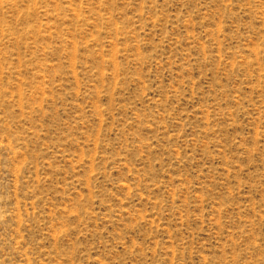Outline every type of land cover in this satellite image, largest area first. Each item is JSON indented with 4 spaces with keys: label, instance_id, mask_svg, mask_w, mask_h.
Segmentation results:
<instances>
[{
    "label": "rangeland",
    "instance_id": "rangeland-1",
    "mask_svg": "<svg viewBox=\"0 0 264 264\" xmlns=\"http://www.w3.org/2000/svg\"><path fill=\"white\" fill-rule=\"evenodd\" d=\"M0 264H264V0H0Z\"/></svg>",
    "mask_w": 264,
    "mask_h": 264
}]
</instances>
